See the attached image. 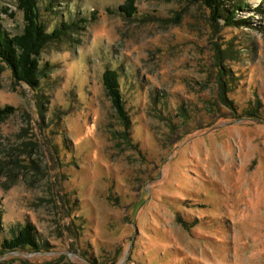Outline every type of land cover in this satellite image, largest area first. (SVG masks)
<instances>
[{"label":"rangeland","instance_id":"1","mask_svg":"<svg viewBox=\"0 0 264 264\" xmlns=\"http://www.w3.org/2000/svg\"><path fill=\"white\" fill-rule=\"evenodd\" d=\"M125 1L40 0L48 30L79 29L43 49L37 88L0 73V245L26 224L37 243L0 264H264V0H225L246 2L234 26L191 0ZM0 9L21 33L16 0Z\"/></svg>","mask_w":264,"mask_h":264},{"label":"trees","instance_id":"2","mask_svg":"<svg viewBox=\"0 0 264 264\" xmlns=\"http://www.w3.org/2000/svg\"><path fill=\"white\" fill-rule=\"evenodd\" d=\"M191 1L199 2L206 6L210 10L213 22L216 24L222 20L224 26L238 24L239 22L235 20V14L238 10L243 11L246 6V2H239L234 4L232 9H227L224 6L225 0ZM39 2L40 0H16V6L23 14L24 22L21 33L15 35L7 33L0 22V73L4 68H8L12 72V76L16 82L25 84L30 88H37L40 84V76L44 71L40 67L39 57L46 45L62 39L69 32L71 33L79 29L77 24L64 19L59 22V26L55 25L52 30H48L46 24L40 18ZM51 6L49 5V7ZM119 11L128 15L134 13V0H126L124 4L119 6ZM1 13L0 9V21ZM86 20L81 19L83 22ZM102 80L107 95L121 119L123 128L128 129L130 123L122 98L118 70L107 68L103 73ZM223 88L224 86L220 84L221 103L235 111L232 101L227 97V92ZM11 109L10 106L0 108V120ZM36 244L33 227L26 224L19 227L17 233H14L12 237H3L0 246L4 249L13 250L24 246H36Z\"/></svg>","mask_w":264,"mask_h":264}]
</instances>
